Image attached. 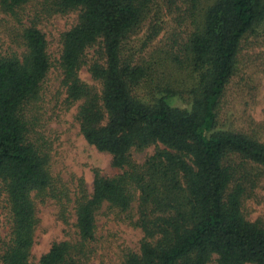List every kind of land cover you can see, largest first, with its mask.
I'll return each instance as SVG.
<instances>
[{
  "label": "trees",
  "instance_id": "trees-1",
  "mask_svg": "<svg viewBox=\"0 0 264 264\" xmlns=\"http://www.w3.org/2000/svg\"><path fill=\"white\" fill-rule=\"evenodd\" d=\"M30 0H0V11L19 19ZM158 0H43L41 13L78 12L62 33L58 61L71 101L81 100L76 118L82 136L111 155L120 173L95 170L90 194L74 200L78 241L54 242L39 264H79L95 236V215L104 205L128 213L142 230L139 250L122 264H264V227L247 220L242 198L249 175L245 163L264 166V142L217 125L218 104L249 37L264 41V0H167L181 8L192 30L175 59L189 78V108L172 105L170 88L149 97L135 88L150 80L151 63L123 55L126 39L150 15ZM22 50L0 54V188L11 216L10 239L0 264H29L38 224L36 199L55 197L49 153L30 135L25 108L40 98L51 68L48 43L34 24L21 25ZM157 29H154L156 32ZM94 50L90 62L86 57ZM101 88L79 78L82 66ZM181 82L187 84L182 78ZM188 85V84H187ZM156 147L142 163L132 151ZM62 195V191H59ZM131 220V217H130Z\"/></svg>",
  "mask_w": 264,
  "mask_h": 264
},
{
  "label": "rangeland",
  "instance_id": "rangeland-1",
  "mask_svg": "<svg viewBox=\"0 0 264 264\" xmlns=\"http://www.w3.org/2000/svg\"><path fill=\"white\" fill-rule=\"evenodd\" d=\"M30 0L19 11V19L0 11V54L20 52L19 33L21 25L31 22L44 33L48 43V54L52 65L42 83L40 98L31 101L25 108L30 135L43 145L49 153V170L57 192L55 197L36 199L38 224L34 233L29 264H39L42 254L54 242H77L74 200L81 191L90 194L93 189L95 170L101 175L112 177L120 169L112 166L111 155L99 151L87 143L80 132L76 118L81 100L71 101L62 85V73L58 65L63 32L73 26L78 12L47 15L41 13L40 2ZM159 19L148 16L140 27L128 37L123 55L131 54L134 64L150 62V80L135 88L139 96L149 97L170 88L174 97L172 105L189 108L190 86L194 80L188 77L175 59L184 60L183 44L192 27L181 8L170 6L167 0H158ZM154 29H157L154 32ZM90 62L94 50L86 56ZM89 64L82 66L79 78L85 84L100 91L99 81L93 79ZM184 78L187 84L181 82ZM217 125L220 129L243 132L264 142V41L261 37H249L237 58L233 76L226 85L218 104ZM156 147L149 146L141 151L133 150L132 158L142 163L153 154ZM249 175L242 198V213L251 222L264 227V166L245 163ZM59 191H62V195ZM137 202L131 204L130 212L120 213L116 209L102 206L95 215V236L85 244L79 264H122L128 251L139 250L142 230L132 222L135 219ZM131 217V220H130ZM11 216L7 197L0 188V251L10 239ZM209 264H216L213 260Z\"/></svg>",
  "mask_w": 264,
  "mask_h": 264
}]
</instances>
